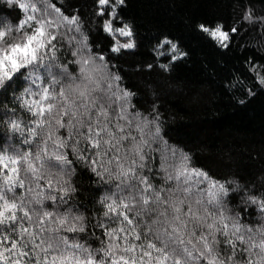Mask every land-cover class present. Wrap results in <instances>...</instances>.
<instances>
[{
    "label": "snow or ice",
    "instance_id": "snow-or-ice-1",
    "mask_svg": "<svg viewBox=\"0 0 264 264\" xmlns=\"http://www.w3.org/2000/svg\"><path fill=\"white\" fill-rule=\"evenodd\" d=\"M127 7L0 0V264H264V166L201 162L163 103L190 53ZM236 7L193 30L225 51L245 25L264 37V0ZM245 65L232 98L264 103V64Z\"/></svg>",
    "mask_w": 264,
    "mask_h": 264
},
{
    "label": "trees",
    "instance_id": "trees-1",
    "mask_svg": "<svg viewBox=\"0 0 264 264\" xmlns=\"http://www.w3.org/2000/svg\"><path fill=\"white\" fill-rule=\"evenodd\" d=\"M237 4L238 0H128L126 11L139 24L141 35L151 38L159 33L170 34L190 53L187 60L177 65L169 81L182 88L183 93L169 95L163 101L166 109L178 113L184 126L181 138L192 147L201 142L211 146L198 154L204 165L217 167L222 155L230 154L233 161L247 165L245 171L259 177L257 169L264 166V103L258 99L241 106L232 97H244L240 91H229L228 85L237 77L243 78L246 59L264 64V37L258 29L251 31L245 25L225 51L192 27L194 21L219 18L227 29L236 18ZM149 57L145 48L134 59ZM122 68L127 70L128 64ZM189 94L200 101L195 107ZM78 179L84 185L90 182L87 175Z\"/></svg>",
    "mask_w": 264,
    "mask_h": 264
}]
</instances>
